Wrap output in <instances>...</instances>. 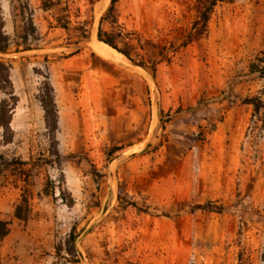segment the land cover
Segmentation results:
<instances>
[{"label":"rangeland","instance_id":"374dc122","mask_svg":"<svg viewBox=\"0 0 264 264\" xmlns=\"http://www.w3.org/2000/svg\"><path fill=\"white\" fill-rule=\"evenodd\" d=\"M19 1L0 264H264V0H216L192 42L197 0H118L101 25L110 0ZM99 28L132 63L93 52Z\"/></svg>","mask_w":264,"mask_h":264},{"label":"trees","instance_id":"16d2710c","mask_svg":"<svg viewBox=\"0 0 264 264\" xmlns=\"http://www.w3.org/2000/svg\"><path fill=\"white\" fill-rule=\"evenodd\" d=\"M118 2V0H110L108 9L106 10L105 15L100 19V25L107 19L108 17L113 16L114 13V7L115 4ZM216 3V0H211V1H205V0H197L195 3V11L197 12L198 18L193 24V31L191 34L188 35L187 42H192L193 40H198L200 39L206 32L207 28V23L209 21V15L211 13V10L214 8ZM43 10L47 11L48 7L46 6V3L44 2L43 5ZM111 21H115L114 17H111ZM28 22V21H27ZM28 40V32H25L24 36L22 37V42L25 44ZM97 41L99 43H102L108 48H111L118 52L124 59H127L128 61H131L130 56L125 52L117 49L116 45L114 42L111 40V38L108 35H103L101 32L100 28L98 29L97 32ZM187 44V43H186ZM9 46V39L8 37L4 34L3 32V21L0 16V54H5ZM259 63L262 65V71H264V55L263 58L260 59ZM137 66L143 68L142 65L138 64ZM7 67H5L3 64L0 63V83L4 85H8V80H7ZM264 73V72H263ZM13 98H11L12 100ZM245 105L252 106L254 112L258 110V103L256 102L255 99H247L244 101ZM42 107L45 113V120L50 122L52 125H54L55 121V116H54V106L52 103V100L49 99L47 102L43 101L42 102ZM14 109V104L11 106H8L6 102H2L0 104V129L3 130V132H8L9 131V119L11 112ZM9 140H7L5 143H8ZM206 206H197L196 210H206ZM15 216H19L18 213ZM8 234L7 230V223H4L0 221V242L2 239ZM263 262H264V253H263Z\"/></svg>","mask_w":264,"mask_h":264},{"label":"crops","instance_id":"0c3cea01","mask_svg":"<svg viewBox=\"0 0 264 264\" xmlns=\"http://www.w3.org/2000/svg\"><path fill=\"white\" fill-rule=\"evenodd\" d=\"M28 3L30 8H32L33 10H37L40 5V0H28ZM19 4V0H12V4H10V1H8L3 7V32L9 39V48L14 47L13 52H15V50L18 51L14 53V55L19 56L18 61L13 63V76H16V70L18 69V67H22L27 64L23 57L28 56L27 54L34 53L32 50H24V47L26 45L22 42V37L25 34V21L18 12ZM6 57L9 56L7 55ZM28 60L34 61L36 60V58L32 59L28 57ZM28 100L31 102L30 98ZM85 102L89 104L88 100H86ZM21 104H26V101L21 102Z\"/></svg>","mask_w":264,"mask_h":264},{"label":"bare ground","instance_id":"6f19581e","mask_svg":"<svg viewBox=\"0 0 264 264\" xmlns=\"http://www.w3.org/2000/svg\"><path fill=\"white\" fill-rule=\"evenodd\" d=\"M91 48L98 57L106 61L119 65H128V63L119 54L99 43L96 39H94L91 43Z\"/></svg>","mask_w":264,"mask_h":264}]
</instances>
